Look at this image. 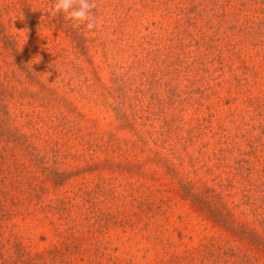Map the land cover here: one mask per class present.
Returning <instances> with one entry per match:
<instances>
[{
    "label": "rangeland",
    "instance_id": "rangeland-1",
    "mask_svg": "<svg viewBox=\"0 0 264 264\" xmlns=\"http://www.w3.org/2000/svg\"><path fill=\"white\" fill-rule=\"evenodd\" d=\"M104 1L96 0L100 24L89 30L55 14L48 0H0V88L8 89L9 108L0 111L3 256L58 243L59 214L52 223L45 215L51 199L64 196L81 205L66 201L80 224L75 232L100 229L86 242L105 243L99 249L107 261L264 264V199L259 187L258 199L249 197L264 175V105L253 100L264 103V85L253 84L264 38L251 29L264 21V0ZM22 54L46 86L28 78ZM42 67L47 74L39 75ZM139 87L147 91L137 97ZM170 116L177 119L172 136L180 156L143 131L157 136ZM131 121L139 122L138 132ZM33 123L40 138L29 136L37 131ZM185 137L192 143L183 145ZM30 139L33 148H24ZM44 139L63 168L75 171L57 190L32 157L52 152L43 149ZM180 177L193 182L200 200L183 193ZM216 202L233 204V224L252 226L263 242L216 222L209 209ZM154 211L159 225L150 228ZM108 214L116 220L104 231L99 225ZM96 251L67 252L57 263L99 262Z\"/></svg>",
    "mask_w": 264,
    "mask_h": 264
},
{
    "label": "trees",
    "instance_id": "trees-1",
    "mask_svg": "<svg viewBox=\"0 0 264 264\" xmlns=\"http://www.w3.org/2000/svg\"><path fill=\"white\" fill-rule=\"evenodd\" d=\"M49 3H55V0H48ZM162 0H156L154 1V3H160ZM173 3V0H169ZM148 3V0H136L135 3ZM192 3L198 2L196 0H191ZM103 3H108V0H105ZM111 3V2H109ZM122 3V2H119ZM213 3H216V0H213ZM218 3H221V0H218ZM252 32L255 35H261L264 38V21H260L258 22V24L255 27H252ZM254 35V36H255ZM264 43V40H263ZM264 46V44H263ZM16 50V49H15ZM261 55L264 56V50L261 51ZM16 56H19L18 51H16ZM23 54L21 57H18V60L20 62V65L22 68L26 67V75L28 76V78H30L31 81L34 82H39V83H43L41 82V80L39 79V77L37 76V73H34V71L30 68L27 67V63H26V59H23ZM33 66V65H32ZM259 67H261V70L258 72V79L256 81L253 82V84L257 85V86H263L264 82H261V76L264 75V58L263 60H261ZM41 72H39V75H43V74H47V72L45 73L44 71V67L41 68ZM49 70V69H48ZM47 70V71H48ZM147 76V75H146ZM145 76V77H146ZM147 84H149L150 79L146 78L145 79ZM145 83V82H144ZM152 83V82H151ZM159 86L161 85L160 80L158 82ZM42 86H46V84H41ZM49 86V85H48ZM51 87V86H49ZM52 90V89H51ZM146 90L145 87H139L137 88V97L139 95H141L142 93H144ZM31 94V93H29ZM36 92L32 93V95H35ZM42 93L38 92V95H40ZM8 95V89L6 86H2L0 88V111H5L8 112L9 108L7 105V101H5L6 96ZM137 99V98H136ZM259 99V98H258ZM254 104L258 107V105L263 104L262 101L253 99ZM45 105V104H44ZM52 106H48V109H51ZM264 113H262L263 115ZM264 116V115H263ZM29 118H31L29 116ZM46 120V118H43ZM264 119V118H263ZM177 121L176 116H170L167 117L166 119H164V126L162 128V132L158 131L157 136L153 135V130H144V134H146V139H150L154 140V142L156 144H160L166 148H168V150H171L170 152H177V144H176V139L174 136H172V129H173V125L174 123ZM132 122V121H131ZM44 123V122H43ZM132 128L134 129L135 132L139 131L138 128V123L139 122H132ZM136 123V124H135ZM33 128L37 131H35L34 133H30L29 136L30 137H36V138H40L39 135L42 133L39 129L40 132H38V128H35L34 123L32 124ZM177 126V124L175 125V127ZM161 135V137H159ZM145 136V135H144ZM223 135H218V141L222 140ZM32 139H30L29 141H27V143H25L24 148H33L34 144H32ZM160 141V142H159ZM51 143L50 141H47V139H44L43 144L44 145L43 149H46L45 151H49L51 150L52 152L47 154L45 152H43L42 154L39 153V151H36L37 149H40V145H36L35 151L34 153H32V157L33 159L36 161V165L37 166H41V169L43 171H45L46 173V177H51L52 181L54 183L53 185V190H57L59 189V187L63 186L66 182L67 179L72 176L74 174L75 171H70L71 169H64L63 166L66 164L65 161H63V159H60L59 152L57 151H53L54 149H50V146H48L47 144ZM191 138L190 137H185L184 138V143L183 145H187V144H191ZM110 148L107 147L106 150ZM26 150V149H25ZM200 152L203 153V150L199 149ZM27 152V150H26ZM54 153V155H52ZM177 156H180V153L177 152L176 153ZM12 156V155H11ZM259 158V156H258ZM163 162V166L166 169V173L170 176H175L177 174V170H175V168L173 167V165H170L169 163H167L166 158H162L161 159ZM141 161V160H140ZM260 161V159L258 160ZM46 162H49V164H47ZM87 166H91V164H88ZM86 166V167H87ZM257 169L252 166L250 169V173L256 171ZM138 172L144 173L143 170H140ZM178 183L180 185V189H182L183 193L185 195H188L190 197H192V199L194 200H200V195L197 194V192H195L193 190V182H191V180L187 179H182L181 177L178 179ZM256 189H253V191L250 193V198L251 199H258V194L255 195V190H257V188L259 187V190L261 191V195H262V199H264V175H261V180L259 184H255ZM195 188V187H194ZM38 190V187H37ZM42 193L43 192H47L46 187L43 185V187L40 190ZM41 192H39V195H41ZM254 193V195H253ZM81 197H83V195H81ZM218 198H223V197H218ZM83 199H85V197H83ZM52 201L49 204V213H46V217L49 218V222L52 223V215L59 214V218L62 221L63 227L62 228H58V231L56 230L58 239H60V241L58 243H53L52 245H50L49 247L45 248V250H37L33 253H26L25 250L21 251L19 253L20 256L14 257L13 254H7L5 256H3L2 251H0V264H58L57 263V257L59 256H63L65 253H72V254H84V253H89L90 249L93 250H97L96 251V255H98L100 257V261L99 262H93L91 260L85 259V263L88 264H125L122 261H115L114 259L112 261H107V259H104V250H102L104 247L106 248V244L105 243H100L99 241H95V242H86V240L89 239V237H94L95 239H98V235L94 234V233H98L100 231V229H94V230H90V235L85 236L83 234V232H75V229L78 227V222H76L74 220V218L71 216V214L68 213V207H67V203H69L72 206H75L77 208H81L80 206L76 205V202L73 203V201H69V198H66L64 196H57L53 199H51ZM62 200H64L65 202H63ZM67 201V203H66ZM222 200L220 199V202ZM92 202H96V199L92 200ZM91 202V203H92ZM66 203V204H65ZM69 206V205H68ZM227 208V211H222V208ZM143 208V207H142ZM149 208H152V205H150ZM234 208L233 204L232 205H228L227 202H216L213 203L209 206L210 209V214L212 215L213 219L224 225L225 227L229 228L230 230H232V232H234L235 234L239 235L242 239L247 240L248 242H256V243H261L263 242V240L260 238V236L258 235V233L256 232V230L249 225H245L243 223H239L238 226L237 224L234 225L233 224V219L228 217V213L231 214V209ZM61 209H66L65 212H63ZM139 215V213H138ZM160 213H156L151 212L150 213V217L151 219H149V223H150V228H154L155 226L159 225V221L157 219L156 216H159ZM116 220V217H112L111 215L108 214V216L106 218H102V221H100V228L101 230L104 229V231H107L110 223H113ZM48 222V223H49ZM264 227V226H263ZM104 234V232H102ZM264 244V242H263ZM102 247V249H99V247ZM26 255L25 257L23 256ZM66 260L62 259L60 264H65ZM133 264V263H132ZM249 264H255V261L250 259Z\"/></svg>",
    "mask_w": 264,
    "mask_h": 264
},
{
    "label": "clouds",
    "instance_id": "clouds-1",
    "mask_svg": "<svg viewBox=\"0 0 264 264\" xmlns=\"http://www.w3.org/2000/svg\"><path fill=\"white\" fill-rule=\"evenodd\" d=\"M96 0H55V14H65L66 18L82 24L89 30L96 29L100 20L95 15Z\"/></svg>",
    "mask_w": 264,
    "mask_h": 264
}]
</instances>
